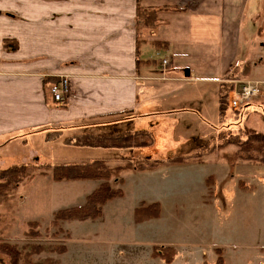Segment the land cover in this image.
<instances>
[{"label":"crops","instance_id":"crops-1","mask_svg":"<svg viewBox=\"0 0 264 264\" xmlns=\"http://www.w3.org/2000/svg\"><path fill=\"white\" fill-rule=\"evenodd\" d=\"M138 4L161 9L155 28L138 30ZM49 5L47 25L41 27L40 20L34 25L31 62L13 57L0 63V147L38 136L50 144V135L63 144L76 135L121 128L156 135L154 147L134 150L139 157L175 155L189 144L177 135L179 127L200 128L195 86L213 84L219 99L228 82L264 83V0H49ZM149 48L163 59L150 60ZM62 77L68 93L56 103L50 88ZM260 101L249 113L264 107ZM68 148L101 155L100 149ZM108 153L103 154L115 152ZM245 165L261 166L236 164Z\"/></svg>","mask_w":264,"mask_h":264},{"label":"rangeland","instance_id":"rangeland-1","mask_svg":"<svg viewBox=\"0 0 264 264\" xmlns=\"http://www.w3.org/2000/svg\"><path fill=\"white\" fill-rule=\"evenodd\" d=\"M49 6V0H0V63L13 57L18 62H31L34 25L37 20L41 27L47 25ZM149 50L150 60L163 59L162 53ZM235 86L229 90L223 109L218 104L220 95L214 99L213 84L195 86L201 96L200 128L179 127L177 135L185 136L189 144L176 153L195 152L215 138L219 129L235 127L236 111L229 105ZM223 88L218 90L228 92ZM263 90L264 85L261 96ZM261 96L249 107L264 100ZM260 102L264 106V101ZM262 111V107H255L245 123L264 133ZM134 127L131 130H136ZM121 132L120 128L103 134ZM33 147L36 156L30 153ZM98 151L101 155L92 157L66 148L60 138L48 144L39 136L28 144L18 140L1 146L0 173L22 162L43 167L108 159L114 174L111 186L122 189L123 196L108 201L96 221L56 222L59 211L84 206L101 183H56L38 170L31 182L21 181L0 202V244L15 246L24 255H31L33 246H41L40 254L30 256L38 264L48 260L56 264H264V165L238 167L229 163L227 156L232 155L235 161L234 146L205 165L164 164L154 171L137 169L141 157L134 150L113 154L132 161L103 154L111 151ZM169 154L144 159L165 160L173 156ZM252 156L259 158L260 154ZM141 203L148 207L159 204L160 216L136 223L135 210ZM0 264H13L1 250Z\"/></svg>","mask_w":264,"mask_h":264},{"label":"trees","instance_id":"trees-1","mask_svg":"<svg viewBox=\"0 0 264 264\" xmlns=\"http://www.w3.org/2000/svg\"><path fill=\"white\" fill-rule=\"evenodd\" d=\"M161 9H143L137 7L138 30L143 28H155L158 24V14ZM54 85V84H53ZM233 84L229 82L223 84L228 92L225 94L220 91L219 105L223 109L224 102L227 101L228 94L233 88ZM223 88V89H225ZM230 90V91H229ZM223 105V106H222ZM220 109V110H221ZM262 122L264 124V107H262ZM236 125L231 128L225 127L218 130L215 138L207 140L205 144L195 152L190 154H175L170 159L165 160H141L137 163L139 170L154 171L164 164L173 165H202L206 164L213 156H218L223 150L230 146L236 148L235 161L231 156H227L231 164L248 162L255 165H264V133L249 127L245 121L248 117V107H243L235 112ZM57 135H50V141L55 140ZM246 139H245V138ZM66 147L100 149L109 151H128L135 149L152 148L155 145V137L149 132H123L119 134H81L63 141ZM260 154L258 156H252ZM111 159V158H110ZM123 161H132V158L119 157L114 158ZM136 163V162H135ZM148 163V164H147ZM150 165V166H149ZM40 172L42 176H50L56 183L61 182H85L97 181L100 186L86 198L84 206L59 211L56 216V222H73V221H96L103 215L105 204L115 198L123 196L122 189H116L111 186L113 180V171L109 166L108 159L91 158L85 159L77 163H69L63 165H44L43 167H33L28 163L14 165L13 167L0 173V202L11 191L17 189L19 183L23 180L31 182L35 176V172ZM123 184L122 178L119 179ZM160 205L151 206L142 205L135 210V222L140 224L160 216ZM31 226L38 227L37 223ZM0 250L9 255L13 264H38L30 260L33 254H40L43 250L41 246H33L31 255L20 253L15 246L8 244H0ZM65 251V249H63ZM40 264V263H39ZM44 264H56L48 260Z\"/></svg>","mask_w":264,"mask_h":264},{"label":"built area","instance_id":"built-area-1","mask_svg":"<svg viewBox=\"0 0 264 264\" xmlns=\"http://www.w3.org/2000/svg\"><path fill=\"white\" fill-rule=\"evenodd\" d=\"M168 62L164 61V65ZM236 85L235 90L231 92V98L229 101L230 107L237 111L243 107H249L251 102L261 96L262 82H232ZM50 93L56 103L64 102V96L68 93V79L62 77L60 83L54 84L50 88Z\"/></svg>","mask_w":264,"mask_h":264},{"label":"water","instance_id":"water-1","mask_svg":"<svg viewBox=\"0 0 264 264\" xmlns=\"http://www.w3.org/2000/svg\"><path fill=\"white\" fill-rule=\"evenodd\" d=\"M185 76H186V77H189V76H190V72H189V71H186V72H185Z\"/></svg>","mask_w":264,"mask_h":264}]
</instances>
